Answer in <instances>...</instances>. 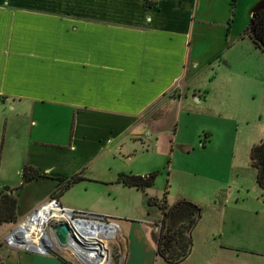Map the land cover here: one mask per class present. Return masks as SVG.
Segmentation results:
<instances>
[{"label":"crops","instance_id":"1","mask_svg":"<svg viewBox=\"0 0 264 264\" xmlns=\"http://www.w3.org/2000/svg\"><path fill=\"white\" fill-rule=\"evenodd\" d=\"M60 1L0 0V126L4 123V146L14 150L13 169L19 173L16 185L3 186L17 187L25 164L42 174L15 191L16 221L7 223L12 227L57 191L58 178L67 177L55 171L63 159L83 160L76 169L82 173L98 153L102 135L126 128L145 110L155 114L166 101L161 97L173 90L188 60V43L176 33L203 28L174 29L181 13L200 19L220 10L233 15L242 0H102V8L89 7L91 2L80 8L79 0L58 7ZM234 33L236 40L244 36ZM127 84L134 89L129 99ZM147 122L153 126L157 118ZM49 179L47 199L20 204L23 189ZM254 201L202 205L191 231L192 248L176 263L156 254V240L155 247L144 236V243L138 241L130 225V235L121 237V264H264V204ZM2 248L9 249L4 243ZM65 254L17 250L16 256L19 264H71Z\"/></svg>","mask_w":264,"mask_h":264},{"label":"rangeland","instance_id":"2","mask_svg":"<svg viewBox=\"0 0 264 264\" xmlns=\"http://www.w3.org/2000/svg\"><path fill=\"white\" fill-rule=\"evenodd\" d=\"M245 1L234 2L233 15L228 16L226 10L206 19L181 13L174 29L188 28L190 24L203 28H193L190 36L184 31L176 33L182 42L188 43V60L174 80L173 90L161 97V102L166 101L155 114L145 110L137 114V120H130L126 128L102 135L98 153L81 167L85 168L80 173L83 179L68 189L58 186L62 189L58 200L63 207L102 215L118 223L119 232L108 240L106 247L113 254L120 248L121 237L130 235V225L131 234L138 241L144 243L141 239L145 238L155 247L160 203L171 206L185 198L201 206L223 204L226 200L229 204H255L257 197L264 204L255 182V170L249 163L251 145L264 140V53L244 34L247 6L254 0ZM61 3L66 8L70 3L76 4V0L60 1L58 7ZM78 3L80 8H102V0ZM230 18L232 28L227 32L226 22ZM234 32L244 36L236 40ZM133 91L128 85V99ZM171 98L177 100L170 102ZM150 115L157 118L153 126L147 125ZM3 128L4 123L0 126V180L4 181H0V187L16 185L19 180V173L13 169L14 150L4 146ZM81 163L83 160L77 161L75 157L63 159L55 171L69 179ZM152 172L156 173L154 182L145 189L116 181L120 173L144 176ZM52 186L50 179L29 185L20 192V204L26 207L43 195L47 199ZM148 198L157 203L148 205ZM244 199L251 202L244 203ZM170 219L175 223L170 226L173 228L182 217L175 215ZM17 225L0 224L1 244ZM16 255L17 250L0 248L4 264H19ZM67 258L71 264H79L74 254H67L64 259Z\"/></svg>","mask_w":264,"mask_h":264},{"label":"trees","instance_id":"3","mask_svg":"<svg viewBox=\"0 0 264 264\" xmlns=\"http://www.w3.org/2000/svg\"><path fill=\"white\" fill-rule=\"evenodd\" d=\"M244 34L249 37L255 47L264 53V9L254 13L253 18L247 22ZM204 145V143H202ZM249 163L255 170V182L261 190V197L264 200V140H260L251 145L249 150ZM155 172L147 175H133L120 173L117 182L127 187L145 189L150 187L155 179ZM42 176L39 169L25 164L20 174V183L15 188L3 186L0 188V224L14 223L16 221V210L18 198L16 190L33 179ZM83 179L78 172L68 178H58L57 185H62L68 189L71 185ZM62 189L57 188L55 196H60ZM148 205L157 203L156 199L148 198ZM160 210V218L156 222V254L166 262L176 263L184 259L192 248L191 231L202 215V206L185 198L177 200L173 205L167 206L165 203L157 204ZM179 215L182 219L175 227L167 225V221ZM2 244L0 243V248ZM0 264H4L0 257Z\"/></svg>","mask_w":264,"mask_h":264},{"label":"built area","instance_id":"4","mask_svg":"<svg viewBox=\"0 0 264 264\" xmlns=\"http://www.w3.org/2000/svg\"><path fill=\"white\" fill-rule=\"evenodd\" d=\"M146 136L149 138L150 134L147 133ZM73 221L79 222L78 224L80 227L86 231L96 228L102 235L107 233L108 235L105 237V247H107L108 240L111 241L114 235H117L119 232V225L115 221L107 220L106 217L102 215L76 212L67 207H63L59 203L58 198L53 195L23 218V220L5 237L4 244L10 249L36 254H49L53 251L65 250L69 255L73 256L74 254L76 257L75 260L78 261L79 264L122 263L124 257L119 249L115 253L116 256L108 249V254L103 250V252H100L104 254L103 257L100 253L95 251L99 249V247L97 249H93L92 247L83 248L87 252L85 256L81 252L76 253V249L69 246L56 247L57 243L54 235L52 231L50 233V224L54 226L58 223H66L69 226L71 236L75 238V230L72 225ZM93 224H95V226H92ZM73 242L76 243V241ZM95 242L97 243V241ZM100 243L102 244L104 242L101 240ZM83 245V243H80L78 247H82ZM91 250H93V252H91ZM88 252L91 253L89 254ZM78 254L86 257L89 261H87V263L82 262Z\"/></svg>","mask_w":264,"mask_h":264},{"label":"bare ground","instance_id":"5","mask_svg":"<svg viewBox=\"0 0 264 264\" xmlns=\"http://www.w3.org/2000/svg\"><path fill=\"white\" fill-rule=\"evenodd\" d=\"M78 223L79 222H77V221H73L72 222V225H73L74 230H75V239H74V241H76L77 246L80 243H83L84 245L82 247L81 246L77 247L76 248L77 249L76 253L81 252V250L83 248L92 247L93 249H97L99 247V249L95 250L97 253L103 252V250H104V252L106 254H108L107 249L105 247L106 246L105 245V242H106V238L105 237L108 234L105 233L104 235H102V234H100L99 231H97L96 228H92V229H89L88 231H86V230L82 229ZM92 226H95V224H93ZM86 239L90 240V242H87ZM101 240L104 243L101 244L100 243ZM95 241H97V243ZM91 252H93V250H91ZM91 252H88V253L90 254ZM100 254L104 257V254H102V253H100ZM100 254H98V255H100ZM78 257L84 263H87V261H89V260H87L86 257H84V256H82L80 254H78ZM105 257H106V255H105Z\"/></svg>","mask_w":264,"mask_h":264},{"label":"water","instance_id":"6","mask_svg":"<svg viewBox=\"0 0 264 264\" xmlns=\"http://www.w3.org/2000/svg\"><path fill=\"white\" fill-rule=\"evenodd\" d=\"M260 9H264V0L254 1L247 9V22L250 20V15L253 16L254 13L258 12ZM51 231L58 246H69L73 249L78 247L77 244L73 242L75 238L71 236L69 226L66 223H58L52 226ZM81 253L85 256L87 252L85 249H82Z\"/></svg>","mask_w":264,"mask_h":264},{"label":"flooded vegetation","instance_id":"7","mask_svg":"<svg viewBox=\"0 0 264 264\" xmlns=\"http://www.w3.org/2000/svg\"><path fill=\"white\" fill-rule=\"evenodd\" d=\"M254 16V15H253ZM253 16L252 15H250V18L252 19L253 18Z\"/></svg>","mask_w":264,"mask_h":264}]
</instances>
